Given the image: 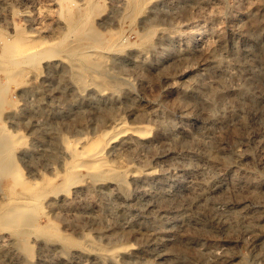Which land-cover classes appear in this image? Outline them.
<instances>
[{
    "label": "rangeland",
    "instance_id": "rangeland-1",
    "mask_svg": "<svg viewBox=\"0 0 264 264\" xmlns=\"http://www.w3.org/2000/svg\"><path fill=\"white\" fill-rule=\"evenodd\" d=\"M0 68V264H264V0H0Z\"/></svg>",
    "mask_w": 264,
    "mask_h": 264
},
{
    "label": "bare ground",
    "instance_id": "bare-ground-1",
    "mask_svg": "<svg viewBox=\"0 0 264 264\" xmlns=\"http://www.w3.org/2000/svg\"><path fill=\"white\" fill-rule=\"evenodd\" d=\"M129 1V0H128ZM90 2V1H89ZM88 2V3H89ZM129 4V3H128ZM138 8V7H137ZM143 8V7H142ZM88 11V10H87ZM88 13V12H87ZM71 14L69 13V16H70ZM73 15V14H72ZM69 29V28H68ZM67 30V29H66ZM73 30V29H72ZM22 35V34H21ZM70 37V36H69ZM8 40H10V39H8ZM7 40V41H8ZM42 42V41H41ZM6 44H7V46L9 45L10 47L12 46V41H9V42H5ZM40 43V42H39ZM38 43V44H39ZM62 43V42H61ZM6 44H4V47H5V45ZM37 44V45H38ZM36 44L35 45H33V46H37ZM75 45H77V44H75ZM23 46H25V45H23ZM31 46V45H30ZM83 46V45H82ZM85 46V45H84ZM32 47V46H31ZM31 47H26V49L27 50H24V51H26L24 54H25V57H26V61L27 60H29V59H27L28 57L30 58H32V56L35 54V51L33 52V51H31ZM78 47V46H77ZM93 47V46H92ZM2 48V47H1ZM7 48V47H6ZM37 48V47H36ZM78 48H80V47H78ZM94 48V47H93ZM5 49V48H4ZM3 49V50H4ZM7 49H9V48H7ZM7 49H5V50H7ZM35 49V48H34ZM38 49V48H37ZM70 49V48H69ZM72 49V48H71ZM11 49H9V50H7V51H10ZM68 50V49H67ZM80 50H82V48L80 49ZM79 50V51H80ZM41 52V51H40ZM63 52V51H62ZM11 53V52H10ZM68 53H70V55H73V54H76V53H78V49L76 48V47H73V49L72 50H70ZM64 54H65V52H64ZM67 54V53H66ZM65 54V55H66ZM68 55V54H67ZM6 56V55H5ZM4 56V57H5ZM20 56V55H19ZM18 56V57H19ZM22 56V55H21ZM10 58V57H9ZM25 58H23V60H24ZM7 60V59H6ZM9 60V59H8ZM7 60V61H8ZM17 62V61H16ZM11 63V62H10ZM28 63V62H27ZM5 64V63H4ZM18 64V63H17ZM26 64V63H25ZM89 65V64H88ZM14 66V65H13ZM12 66V67H13ZM17 66V65H16ZM81 66H84V65H81ZM89 66H92V65H89ZM14 68V67H13ZM82 68V67H81ZM1 69V68H0ZM6 69V68H5ZM83 69H84V67H83ZM92 70V69H91ZM78 71H81V70H78ZM86 72V71H85ZM83 73V75L84 74H86V73ZM91 72V71H90ZM77 76V75H76ZM80 77V76H79ZM120 120V119H119ZM145 130V129H144ZM4 133V132H3ZM139 135V134H138ZM8 136L9 135H7V139H8ZM3 138V137H2ZM1 138V139H2ZM10 140V139H9ZM83 143V142H82ZM107 142H105V141H102V139H100L99 137H94V138H90V139H88L87 140V142H86V144L84 145V147H83V151H81V153H78V156L81 154V155H83V158L85 157V160L83 161L82 159H80V160H75L76 162H78L79 163V161H81V162H83L84 163V165H86L85 164V162H88V164L90 163L91 165V167H95V168H100V167H102L103 169H106V168H109L108 167V165H107V163L105 162V160L103 159V154H104V147H105V144H106ZM6 145V144H5ZM70 145V147L73 149V150H76V147L74 146V143H71V144H69ZM109 146V145H108ZM131 146V145H130ZM1 148V147H0ZM1 150V149H0ZM1 152V151H0ZM2 155H3V153H2ZM116 160V159H115ZM127 162V161H126ZM71 163H72V161H71ZM123 163V162H122ZM70 164V163H69ZM88 166V165H87ZM89 167V166H88ZM122 168V167H121ZM153 169V168H152ZM113 173H114V175H117V176H120V177H122V179L124 178V175H123V173L124 172H122V171H120V170H114L113 171ZM97 175V174H96ZM93 177V176H92ZM99 177V176H98ZM79 180V179H78ZM23 183V182H22ZM65 185V184H64ZM65 186H67V185H65ZM50 188V187H49ZM33 192V191H32ZM36 192V191H35ZM57 193V192H56ZM55 193V194H56ZM41 194H43V193H41ZM210 195V194H209ZM17 196V195H16ZM200 196V195H199ZM23 197V196H22ZM37 197V196H36ZM42 197H44V196H42ZM10 198H12V196L10 197ZM33 198V197H32ZM29 199V198H28ZM40 199V198H39ZM15 200V199H14ZM32 200V199H31ZM161 200V199H160ZM187 200V199H186ZM214 200V199H213ZM19 202V201H18ZM14 203V202H13ZM17 203V202H16ZM10 204V203H9ZM8 204V205H9ZM18 204H16V206H17ZM15 206V205H14ZM5 207V206H4ZM10 207V206H9ZM23 248H27V249H29V251L31 250V245L28 243V242H24V244H23V246H22ZM122 247V246H121ZM30 253V252H29ZM115 253V252H114ZM113 254V253H112ZM116 254H117V251H116ZM111 256V255H110Z\"/></svg>",
    "mask_w": 264,
    "mask_h": 264
}]
</instances>
